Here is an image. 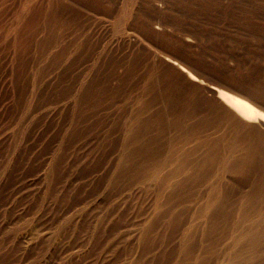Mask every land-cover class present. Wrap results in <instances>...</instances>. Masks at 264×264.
<instances>
[{
    "label": "rangeland",
    "instance_id": "374dc122",
    "mask_svg": "<svg viewBox=\"0 0 264 264\" xmlns=\"http://www.w3.org/2000/svg\"><path fill=\"white\" fill-rule=\"evenodd\" d=\"M208 86L264 112V0H0V264H264V123Z\"/></svg>",
    "mask_w": 264,
    "mask_h": 264
},
{
    "label": "bare ground",
    "instance_id": "6f19581e",
    "mask_svg": "<svg viewBox=\"0 0 264 264\" xmlns=\"http://www.w3.org/2000/svg\"><path fill=\"white\" fill-rule=\"evenodd\" d=\"M125 13H126V11H125ZM164 59L166 62H168L172 66L177 67V70H179L181 73L185 74L187 78H189L190 80H192L194 82H198V80H199L198 76L196 74H194L192 71H190L187 67L183 66L179 62L173 60L172 58L164 57ZM207 89L209 91L213 92L214 94H216L219 99H225V101H227V104H229L233 108V110L235 112H237V114H239V117L240 116L242 117V119L251 120L254 118H258L260 122L264 123V112H262V111L258 110L257 108L251 106L246 100H244L240 96L233 95L230 93H226L223 90H220L214 86H208ZM174 101L176 103L179 102V100L177 101V97L174 98ZM126 134H127V141L135 142L136 137H137V129L134 127L133 128L130 127L127 129ZM137 153H139L138 147L129 151L126 154V157H131V155H135ZM243 161H244L243 159H236L232 164L225 166L224 169H225V171H233V172H236V171H238L236 169H239V170H241V172H238V173H240V174L243 173V174L247 175L245 173L246 170H242L243 165H244ZM171 178H173V177L171 176L170 179ZM260 228L264 229V224H261ZM259 232H261V231H259ZM258 233L257 232L254 233L252 230H247L244 233L241 232L240 236L237 237V240L235 243H239L241 241L243 242V240L246 241V239H249L248 241H250V242H252V244H254V242L257 239L259 240V237H261V235L264 236L262 234V232H261V235H260V233L259 234ZM256 242H258V241H256ZM253 246H256V245H253Z\"/></svg>",
    "mask_w": 264,
    "mask_h": 264
}]
</instances>
